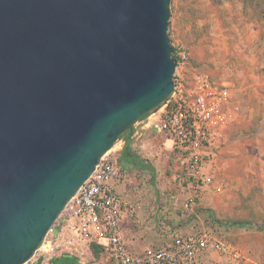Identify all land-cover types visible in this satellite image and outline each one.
Here are the masks:
<instances>
[{"label":"water","instance_id":"95a60500","mask_svg":"<svg viewBox=\"0 0 264 264\" xmlns=\"http://www.w3.org/2000/svg\"><path fill=\"white\" fill-rule=\"evenodd\" d=\"M170 0H0V264L173 92Z\"/></svg>","mask_w":264,"mask_h":264},{"label":"rangeland","instance_id":"374dc122","mask_svg":"<svg viewBox=\"0 0 264 264\" xmlns=\"http://www.w3.org/2000/svg\"><path fill=\"white\" fill-rule=\"evenodd\" d=\"M169 10L170 45L187 54L179 64L171 52L173 83L194 88L196 78L205 76L213 91L217 88L227 96L222 109L231 117L204 167L211 183L199 191L194 213L183 209L184 197L193 190L182 188L174 177L181 170V151L156 126L136 127L128 155L137 162L129 161L126 176L113 182L114 186L129 178L133 182L126 181L131 194L116 189L127 206L123 217L131 225L123 229L122 217V239L133 254L160 248L151 242L154 208L166 206L175 215L173 221L188 222L187 232L170 230L169 239L177 233L205 231L234 248L235 254L207 250L195 264H264V230L233 224L243 221L264 227V0H170ZM127 133L118 137L114 149ZM58 218L63 221L62 213ZM169 221L164 219L167 225ZM53 240L49 244L44 238L24 264H53L50 259L63 253L74 255L80 264H110L103 249L94 256L90 244L95 242L80 240L72 227Z\"/></svg>","mask_w":264,"mask_h":264},{"label":"built area","instance_id":"2783aa9c","mask_svg":"<svg viewBox=\"0 0 264 264\" xmlns=\"http://www.w3.org/2000/svg\"><path fill=\"white\" fill-rule=\"evenodd\" d=\"M173 56L179 64L187 59L180 46L173 49ZM212 89L205 76L196 78L194 88L186 89L181 81L177 85L173 83V92L161 106L141 116L128 133L132 143L138 134L137 126L141 130L156 126L181 151V170L174 177L182 188L193 190L184 197L183 204V209L190 213H194L199 191L211 183L204 167L231 117L222 109L227 96L222 90ZM125 142L123 139L118 149H114L113 144L99 158L91 175L61 212L63 221L58 218L47 232V243L54 244L53 237L60 236L68 226L75 229L80 240L94 241L101 246L110 264H195L197 258L210 249L235 254L230 242L214 239L205 231L177 233L169 244L140 253L133 254L127 249L120 232V221L127 206L113 185L126 176V168L118 162Z\"/></svg>","mask_w":264,"mask_h":264},{"label":"crops","instance_id":"0c3cea01","mask_svg":"<svg viewBox=\"0 0 264 264\" xmlns=\"http://www.w3.org/2000/svg\"><path fill=\"white\" fill-rule=\"evenodd\" d=\"M120 154V153H119ZM118 159L120 160V164L125 167L127 169L128 167V162L126 161H122L119 156H118ZM126 181H129V183H132V179H128ZM126 181H123L121 182L120 184H116L115 185V188L119 191V192H122V193H126L127 195L128 194H131L132 193V189H130V185L129 183H127ZM143 191V190H142ZM155 195V194H154ZM183 210L180 209V212H182ZM154 240L151 241V242H154V246L156 247H161V246H165L167 244H169L171 242L172 239H169L170 237V234L171 231L170 230H177V231H183V232H187L188 229H187V225H188V222H187V219H182V222H177V219L178 218H175V220L173 221L174 219V216L175 215H172L174 213H172L171 210H168V208L166 206H162L161 209L159 210L158 207L156 206L154 208ZM166 217H169L170 218V222L169 221V224L170 225H167L165 222H164V219ZM181 217H185V215H183V213L181 214ZM186 218V217H185ZM185 220V221H184ZM175 222V224L173 225V223ZM162 223L163 226L162 227H157L158 224ZM121 224L123 225V229L125 226H131L129 224V220L127 218H124L122 219V222ZM177 225V226H176ZM175 226V227H174ZM132 228L133 227H130V233L132 232Z\"/></svg>","mask_w":264,"mask_h":264},{"label":"trees","instance_id":"16d2710c","mask_svg":"<svg viewBox=\"0 0 264 264\" xmlns=\"http://www.w3.org/2000/svg\"><path fill=\"white\" fill-rule=\"evenodd\" d=\"M171 52H173V47L172 46H171ZM125 139H126V142H125V144H124V146H123V148L121 150L120 159L122 161H126V162H129V161L137 162L133 158L132 154L130 156L128 155V152L131 149L130 148V138H129L128 133L126 134ZM233 224L234 225H238V226H248V227L264 230V227H260V226L254 225V224H251L249 222L239 221V222H234ZM90 249H91V251H92L94 256H97L102 251L101 246L97 245L96 243H91L90 244ZM50 261L53 264H80L78 262L77 258L74 255L70 254V253H63V254H61V255H59L57 257H52L50 259Z\"/></svg>","mask_w":264,"mask_h":264}]
</instances>
